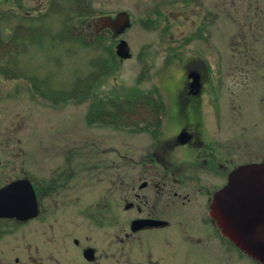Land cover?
Listing matches in <instances>:
<instances>
[{"label":"flooded vegetation","instance_id":"flooded-vegetation-1","mask_svg":"<svg viewBox=\"0 0 264 264\" xmlns=\"http://www.w3.org/2000/svg\"><path fill=\"white\" fill-rule=\"evenodd\" d=\"M13 2L3 0L6 5L1 18L15 12L22 19H38L55 6V0H38L34 14H25L14 11ZM17 4L22 8L21 1ZM122 13L127 15L124 23ZM160 13L156 8L148 21L140 24L156 27L158 18L164 16ZM103 17L116 18V27L96 24V34L102 39L92 46L99 50L100 72L107 73L114 66H103L108 46L102 41L116 38V65L130 59L132 53L121 36L134 20L125 11L113 16L100 14L95 19ZM208 18L211 23V12ZM197 31L199 37L201 27ZM171 65L166 63L158 81L145 90H117L116 108H87V120L88 115L105 112L111 116L113 112L111 155L108 144L86 138L68 140L55 155H37L33 175L23 170L0 186L28 179L37 202L33 218L0 217V241L19 232V240L34 247L33 240L25 243L27 231L23 228L36 222V234L48 233L47 241L71 254L70 262L79 256L80 264H119L120 260L127 264H262L234 243L235 236L222 234L210 206L214 193L228 182L232 171L247 164H264V59L230 60L226 75L213 73L199 56L179 58L176 69L168 71ZM149 72L142 65L135 82L149 83L153 78ZM83 82L85 96L89 82ZM100 99L95 98L92 104ZM120 118L133 120L120 123ZM116 126L144 133L145 138L137 146L126 140L128 145L116 147ZM3 164L0 160V168ZM250 190L247 202L257 204L252 207L251 219L255 213L258 225L264 228V186ZM121 212L127 214L122 221ZM89 225L104 230L102 237L89 236ZM108 240L114 246L111 255L99 246ZM126 243L130 257H123L120 250L116 253V245ZM87 249H92V259L84 257ZM27 253L28 258H35L31 249Z\"/></svg>","mask_w":264,"mask_h":264},{"label":"rangeland","instance_id":"rangeland-1","mask_svg":"<svg viewBox=\"0 0 264 264\" xmlns=\"http://www.w3.org/2000/svg\"><path fill=\"white\" fill-rule=\"evenodd\" d=\"M19 1L22 8H18ZM37 1L14 0L12 9L34 14ZM77 1L55 0L54 9L38 19H22L15 12L10 13L11 17H0V160L4 162L0 168V186L19 177L23 170L33 175L37 155H55L68 140L86 138L89 142L108 144L111 155L115 133L112 120L91 115L87 120V108L97 97L111 108L117 90H145L158 81L156 78L166 63L173 64L168 71H174L177 59L199 56L213 73L226 75L230 60L264 59V0H185L183 4L180 0H81L87 3L91 13L86 23L75 12ZM4 5L0 0V16ZM156 8L164 16L158 18L156 27H143L141 21L147 22ZM122 11L134 20L121 36L132 57L119 60L117 65L115 59L113 70L104 76L97 75V68L102 71V66L98 65L101 64L99 50L92 46V39L97 35L95 18ZM209 12L213 14L211 23ZM200 27L202 32L198 37L196 32ZM190 34L195 39H190ZM70 36L75 40H69ZM182 36L185 39L178 41ZM110 37L102 42L114 52L116 38ZM80 38L85 39V45L79 42ZM142 65L148 67L153 78L149 83L144 81L138 85L135 79ZM85 80L90 83L87 96H83ZM76 83L80 86L73 92ZM48 88L54 92L64 90L69 97H75L55 103L41 97V93L50 92ZM144 138V133L116 126V147L128 145L126 140L137 146ZM126 217L121 212V221ZM35 225L36 222H31L23 229L27 231L25 243L33 240L32 245L38 249L22 243L19 232L11 234L0 241V251L3 248L0 264H80L83 261L78 256V261L70 262L71 254L47 241L48 233L36 234ZM103 233L104 230L88 226L89 236L98 238ZM99 246L110 255L114 250L109 240L100 242ZM117 246L116 253L120 250L123 257H130L128 243ZM30 249L35 258L27 257ZM119 264L127 263L120 260Z\"/></svg>","mask_w":264,"mask_h":264},{"label":"water","instance_id":"water-1","mask_svg":"<svg viewBox=\"0 0 264 264\" xmlns=\"http://www.w3.org/2000/svg\"><path fill=\"white\" fill-rule=\"evenodd\" d=\"M120 19L124 23L127 15L122 13ZM97 22L99 27H116V18L103 17ZM258 185L264 186V164L240 166L232 171L228 182L214 193L210 208L222 234L235 236L234 243L241 250L264 264V228L258 225L255 213L252 219L250 216L252 207H257V204L253 205L246 199L250 193L247 189H257ZM36 213V196L28 179H17L0 189V217L26 220L35 217ZM237 213L240 216L236 217ZM91 254L92 249H87L84 257L92 259Z\"/></svg>","mask_w":264,"mask_h":264},{"label":"trees","instance_id":"trees-1","mask_svg":"<svg viewBox=\"0 0 264 264\" xmlns=\"http://www.w3.org/2000/svg\"><path fill=\"white\" fill-rule=\"evenodd\" d=\"M81 0H78L77 2H76V7H75V12H77L78 14H79V17H83V22L84 21H86V18L88 17V16H90L91 15V13H90V9H89V7H88V5H87V3H85V2H80ZM69 35H71V34H69ZM69 38V40H75V39H73L74 37L73 36H70V37H68ZM100 39H102V37H98V36H95L94 38H93V43H99V41H100ZM79 40V42H81L82 43V45H85V43H84V41L82 40V38H80V39H78ZM106 52H107V57H106V59H105V62L103 63V66H104V68L105 69H107V67H110V68H113V66L115 65V59H116V57H115V55H114V53H113V51H112V48H110L109 46H108V49L106 50ZM113 65V66H112ZM100 74H107V73H103V72H100L99 70H98V68H97V75H100ZM92 75V74H91ZM81 82V81H80ZM77 84V86L73 89V92L74 91H77V89H78V87L80 86V84L79 83H76ZM89 89H90V83H89ZM48 90L50 91V92H47V94H44V93H41V94H43V96H41V97H44V98H46V99H48V100H50V101H53V102H55V103H57V102H59V101H64V100H66V99H68V98H73V97H75V96H71V97H69L70 95L67 93V92H65L64 90H62V91H55L54 92V90H52V89H49L48 88ZM84 90H85V88H84ZM83 90V91H84ZM83 93V92H82ZM69 95V96H68ZM83 96H84V93H83ZM112 104V107H114V108H116V97H114V100H113V102H111ZM106 103H105V101L104 100H101L100 99V103H97V104H91L92 105V107H94V106H106L105 105ZM91 116H99V117H101V116H103V117H108V118H110L111 117V120L113 119V112H111V116H108V114H106L105 112L103 113H99V114H97V115H91ZM123 115H121V117H122ZM116 117H120V116H117V114H116ZM120 120H121V118H120ZM116 122H117V120H116ZM125 122H128V120H121L120 121V123H125Z\"/></svg>","mask_w":264,"mask_h":264}]
</instances>
